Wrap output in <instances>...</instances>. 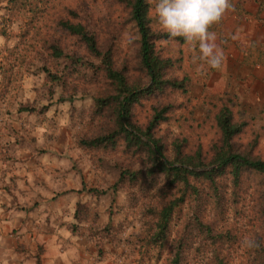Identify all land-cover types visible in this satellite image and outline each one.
<instances>
[{"label": "rangeland", "instance_id": "1", "mask_svg": "<svg viewBox=\"0 0 264 264\" xmlns=\"http://www.w3.org/2000/svg\"><path fill=\"white\" fill-rule=\"evenodd\" d=\"M128 9L119 0H0V264H174L175 252L179 264L263 262L264 175L244 171L237 186L224 176L215 191L195 183V191H169L163 175L149 173L145 148L120 140L90 145L112 124L116 82L102 57L58 29L61 20L99 35L101 54L109 50L112 69L139 93L130 108L135 127L145 130L163 113L151 133L168 159L180 151L206 164L221 145L218 101L200 94L192 69L179 65L175 41L154 47L171 56L164 79L183 89L141 93L150 81ZM225 106L241 126L234 150L264 160V115ZM183 192L166 240L154 244L161 204Z\"/></svg>", "mask_w": 264, "mask_h": 264}, {"label": "trees", "instance_id": "2", "mask_svg": "<svg viewBox=\"0 0 264 264\" xmlns=\"http://www.w3.org/2000/svg\"><path fill=\"white\" fill-rule=\"evenodd\" d=\"M13 2V0H10ZM128 4V19L135 25L138 33V54L139 60L149 77L150 85L144 92H152L153 90L161 89L162 87L169 85L170 87L183 89L180 84L170 82L164 79L165 71L172 67L170 60L171 56H168L163 52V48L160 49L159 55L155 52V43L157 40L163 41H175L178 47L179 65L183 66V45L185 41L183 38H170L162 27L157 29L154 25L155 19L158 20L156 15L155 6L156 0H119ZM71 10L70 12H72ZM59 30L65 32L67 35L78 39L84 46L87 52L94 56L102 57V62L105 66L106 77L109 80L116 82V91L118 92L117 98V111H114V117L112 124L105 132L103 137H98L90 142V145H101L102 143H115L120 140L126 144L128 148L136 147L137 149L145 148L148 156L151 160V168L149 173L155 175H163L168 182V190L171 191L176 185H182L185 189L192 187L195 191V186L192 183L204 186L207 189L215 191V185L219 178L228 176L233 184L237 186L240 181V177L244 171H254L258 174L264 175V160L260 157H255L252 152L242 154L236 152L233 147V138L241 131V126L236 125L232 121L231 110L224 104L212 105L216 108L215 121L216 126L220 132V147L214 149L212 158L206 164L202 163L200 155L192 158L183 156L180 151L174 153L173 158L170 160L166 157L162 146L152 136V129L158 121H163L164 116L162 112H159L152 118L149 126L145 130H140L135 127L130 120V108L135 102L138 92L130 91L127 88L125 80L120 72L114 71L111 67L110 52L102 53L99 51V35L95 32H91L90 26L81 22L72 23L71 21L61 20L58 22ZM162 28V29H161ZM161 31V32H160ZM158 33H162V36H158ZM114 35V29L107 32L108 38H112ZM187 81V79H185ZM184 80V81H185ZM113 100V99H112ZM106 100L97 101V106L104 104V107H108ZM219 105V108L216 106ZM196 161V162H195ZM197 163V164H195ZM182 188H179L177 192H180ZM94 192L95 190H89ZM185 203L184 192L181 196H170L164 203L161 204L156 216V222L154 225L155 233L153 234L154 244L164 242L167 236L168 229L170 228L171 218L175 213V209ZM179 252H175L174 264H179ZM36 264H40L37 260ZM264 264V261L259 263Z\"/></svg>", "mask_w": 264, "mask_h": 264}, {"label": "crops", "instance_id": "3", "mask_svg": "<svg viewBox=\"0 0 264 264\" xmlns=\"http://www.w3.org/2000/svg\"><path fill=\"white\" fill-rule=\"evenodd\" d=\"M231 3L233 10L211 29L225 54L222 66L215 69L196 59L198 46L185 42L183 67L192 69L200 91L203 90L200 94L219 104L236 106L247 115H264V0H231ZM8 168L20 169V164H9ZM45 249L47 257L49 243Z\"/></svg>", "mask_w": 264, "mask_h": 264}, {"label": "clouds", "instance_id": "4", "mask_svg": "<svg viewBox=\"0 0 264 264\" xmlns=\"http://www.w3.org/2000/svg\"><path fill=\"white\" fill-rule=\"evenodd\" d=\"M233 10L231 0H158L155 11L159 23L170 38H183L190 45L198 46L196 59L219 69L225 59L217 42V34L211 31L225 15ZM258 247L255 241L246 242Z\"/></svg>", "mask_w": 264, "mask_h": 264}]
</instances>
